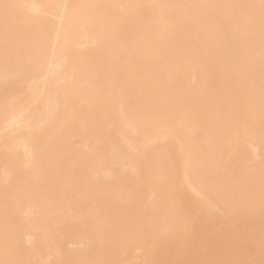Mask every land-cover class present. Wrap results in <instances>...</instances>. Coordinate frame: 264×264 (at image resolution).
I'll use <instances>...</instances> for the list:
<instances>
[{"label": "bare ground", "instance_id": "1", "mask_svg": "<svg viewBox=\"0 0 264 264\" xmlns=\"http://www.w3.org/2000/svg\"><path fill=\"white\" fill-rule=\"evenodd\" d=\"M36 5L135 4L131 23L122 25L111 49L97 23L82 9L42 7L40 55L30 71L17 76L0 57V259L31 264H79L150 258L164 262L191 259L183 219L195 215L204 231L230 233L239 225L251 233L260 259L264 216L257 202L242 216H221L223 192L210 177L258 184L264 168V138L259 132L226 130L219 136L206 119L178 127L150 123L140 116L131 82L103 83L105 103H95L97 81L113 56L145 75L163 71L168 95L178 105L211 108L225 82L199 59L186 54L188 32L171 28L179 10L152 7L188 3H258L259 0H8ZM123 14L126 10H116ZM259 41L257 39V50ZM228 50L243 57L238 40ZM22 56L26 55L21 49ZM106 79V78H105ZM55 139V156L38 144ZM61 162L54 163L57 158ZM9 204L10 247L3 246L4 205ZM125 221L141 225L157 240L125 231ZM174 237L171 244L161 237ZM149 249L151 254L149 255ZM207 258H219L210 254Z\"/></svg>", "mask_w": 264, "mask_h": 264}, {"label": "snow or ice", "instance_id": "2", "mask_svg": "<svg viewBox=\"0 0 264 264\" xmlns=\"http://www.w3.org/2000/svg\"><path fill=\"white\" fill-rule=\"evenodd\" d=\"M51 7L67 10L82 9L88 19L94 20L100 27L102 40L111 49L122 25L133 20L132 10L145 6L135 4L91 3L81 5H36L32 3L8 2L0 0V57L5 65L12 64L17 76L30 71L33 54L40 55L36 10ZM152 7L179 10L178 16L169 19L171 28L180 26L188 32L186 54L199 59L208 70L225 82L222 93L215 99L211 108L190 105L178 106L168 95L163 71L148 75L140 71H130L125 67L124 57L116 54L111 65L97 81L95 103L102 106L105 97L101 91L103 83L114 87H124L129 82L136 89L140 101V116L154 124L178 127L186 121L206 119L209 127L219 136L226 130L239 135L241 130L248 133L259 132L264 138V0L258 3H188L165 4ZM116 10H126L118 14ZM257 39L259 41L257 50ZM238 40L243 50V57H235L228 50L229 42ZM21 49L26 55L22 56ZM106 78V79H105ZM55 139H45L38 144V155L47 152L55 156ZM57 157L53 162L59 163ZM218 183L224 197V207L216 211L221 216H242L251 212L259 203L264 216V168L261 170L259 183L249 180L246 183L233 178L224 182L220 177H210ZM3 246L7 256L10 240L8 232L9 204L4 205ZM183 229L191 237V243L185 247L191 252V259L164 262V264H264V229L260 238V259H235L234 253L246 250L249 257H254L255 247L251 243V233L236 226L230 233L204 231L195 215L183 219ZM125 231L143 236L146 241L156 242L157 238L135 222L125 221ZM174 237H161L159 242L171 244ZM151 250L149 249V255ZM215 254L219 258H207ZM0 264H31L16 259H0ZM59 264H79L66 259ZM94 264H123L122 261H103ZM137 264H161L145 258Z\"/></svg>", "mask_w": 264, "mask_h": 264}]
</instances>
